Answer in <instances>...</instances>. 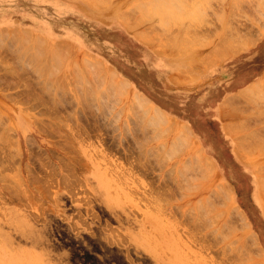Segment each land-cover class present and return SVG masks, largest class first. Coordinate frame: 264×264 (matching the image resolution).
<instances>
[{
    "label": "rangeland",
    "instance_id": "obj_1",
    "mask_svg": "<svg viewBox=\"0 0 264 264\" xmlns=\"http://www.w3.org/2000/svg\"><path fill=\"white\" fill-rule=\"evenodd\" d=\"M263 1L0 0V264H264Z\"/></svg>",
    "mask_w": 264,
    "mask_h": 264
},
{
    "label": "bare ground",
    "instance_id": "obj_2",
    "mask_svg": "<svg viewBox=\"0 0 264 264\" xmlns=\"http://www.w3.org/2000/svg\"><path fill=\"white\" fill-rule=\"evenodd\" d=\"M263 2H264V1H263ZM236 4H237V3H236ZM29 35H30V34H29ZM250 42L253 43L252 40H251ZM223 49H224V48H223ZM223 49H222V50H223ZM217 50H218V49H217ZM217 50L215 51L216 53L218 52ZM222 50H221L220 52H222ZM224 50H225V49H224ZM223 52L226 53L225 51H223ZM218 56H219V54H218ZM262 87H263V86H262ZM263 88H264V87H263ZM243 93H244V92H243ZM243 93H241V94H242L241 96H243V95L245 96V93H244V94H243ZM252 93H254V92H252ZM252 93H250V94H252ZM246 96H247V95H246ZM137 98H138V97H137ZM143 98H144V97H143ZM227 99H228V98H227ZM229 99H230V101H231V100H232V97H231V98L229 97ZM229 99H228V102H229L228 104H231L230 101H229ZM145 100H146V101H145L146 103H145V102H142L143 105L146 106V108L149 110V112L153 113V115H152L153 118H150V119H153V121H156V120H157V121H158V120L161 121V120H162L161 122H168L167 119L164 117V115H162V113H161L160 110H158L156 107H155V109H154L153 107H150L149 105H147L148 103H147V99H146V98H145ZM235 100H236V99L234 98V101H235ZM232 101H233V100H232ZM232 101H231V102H232ZM234 101H233L232 103H236V102H234ZM138 102H139V100H138ZM226 102H227V101H226ZM139 104H141V103H139ZM222 104H224V103H222ZM228 104H226V105H228ZM229 106H230V105H229ZM229 106H227V107H229ZM232 106H233V105H232ZM221 108H222V107H221ZM234 110H235V109H234ZM235 111H236V110H235ZM224 112H225V111H224ZM237 112H238V111H237ZM237 112H236V114H237ZM243 112H244V111H243ZM258 112H259V111H258ZM241 114H243V113L241 112ZM156 118H157V119H156ZM155 119H156V120H155ZM247 119H248V117L246 118V120H247ZM249 120H250V118H249ZM243 121H244V120H243ZM247 121H248V120H247ZM247 121H246V122H247ZM248 122H249V121H248ZM172 123H173V121L171 120L170 125H173ZM240 124H241V123H240ZM244 124H245V121H244ZM247 124L249 125V123H247ZM184 126H185V127H184ZM184 126H181V127H180V130H181L182 133H181V132H180V133L178 132V133H179V134H183L185 137H187V136L189 137V136L191 135V133H190L191 131L189 130V128H187L186 125H184ZM224 126H225L224 128H227V131H234V130H230V129H228V127H230V126H228V125H224ZM226 126H228V127H226ZM246 126H247V125H246ZM253 126H254V125H253ZM172 128H173V127H171V129H172ZM234 128H235V127H234ZM252 128H253V127H252ZM231 129H232V128H231ZM245 129H246V127H245ZM248 129H249V126H248ZM256 129H258V128H256ZM239 130H240V128H239ZM176 132H177V131H176ZM249 132H250V131H249ZM253 132H254V130H252V132H251V134H252V136H251L252 143H253V140H255V138H256V134L254 133V135H253ZM255 132H257V130H256ZM258 132H259V131H258ZM189 134H190V135H189ZM247 134H250V133H247ZM251 134H250V135H251ZM258 134H259V133H257V135H258ZM259 135H260V134H259ZM259 135H258V136H259ZM254 136H255V138L253 139ZM191 137H192V135H191ZM241 137H242V136H241ZM248 137L250 138V136H248ZM236 138H238V136H237ZM236 138H235V139H236ZM239 138H240V137H239ZM239 138H238V139H239ZM258 138H259V137H258ZM240 139L243 140V138H240ZM189 140H190V139H189ZM257 140H258V139H257ZM244 141H245V140L240 141V143H239V144H241V145H240L241 148H242V147H245ZM250 141H251V140H250ZM241 142H243V144H242ZM192 143H193V142H192ZM257 143H258V141L256 142V146H255V147L258 146ZM259 143H260V140H259ZM263 144H264V143H263ZM243 145H244V146H243ZM249 145H250V144H249ZM260 145H261V143H260ZM262 146H263V145H262ZM259 147H261V146H259ZM263 147H264V146H263ZM255 149H256V148H255ZM261 150H262V149H261ZM198 151H199V150H198ZM207 162H208V161H207ZM209 162H210V161H209ZM209 165H210V164H209ZM209 165H208V166H209ZM212 166H213V165H212ZM262 167H263V166H262ZM257 168H258V167H257ZM212 169H213V167H212ZM262 170H263V169H262ZM258 177H259V176H258ZM13 178H14V177H13ZM65 179H67V178L65 177ZM64 181H66V180H64ZM261 181H262V180H261ZM261 181H260V182H261ZM67 182H68V181H67ZM65 183H66V182H65ZM263 183H264V181H262V182L260 183V185L262 186V188L264 187V186L262 185ZM19 184H20V183H19ZM225 187H226V186H224V190L227 188V187H226V188H225ZM220 188H221V190H223L222 187H220ZM225 191L228 192V191H231V190H230V189L228 190V188H227ZM229 193H230V192H229ZM225 194L228 196V194H227L226 192H225ZM229 195H230V194H229ZM247 235H248V234H247ZM250 235H251V234H250ZM251 237H252V238H251ZM251 237H249V238H251L252 240H254V237H253V236H251ZM255 239H256V238H255ZM254 241H256V240H254ZM255 244H256V243H255ZM256 246H257V245H256ZM258 250H259V249H258ZM259 251H260V250H259Z\"/></svg>",
    "mask_w": 264,
    "mask_h": 264
},
{
    "label": "crops",
    "instance_id": "obj_3",
    "mask_svg": "<svg viewBox=\"0 0 264 264\" xmlns=\"http://www.w3.org/2000/svg\"><path fill=\"white\" fill-rule=\"evenodd\" d=\"M51 3H53V2H51ZM57 6H58V4H56ZM59 10H61V9H59ZM44 31L45 32H48V33H50V31H51V27H49V26H44Z\"/></svg>",
    "mask_w": 264,
    "mask_h": 264
}]
</instances>
